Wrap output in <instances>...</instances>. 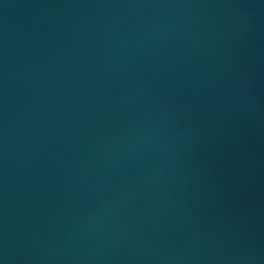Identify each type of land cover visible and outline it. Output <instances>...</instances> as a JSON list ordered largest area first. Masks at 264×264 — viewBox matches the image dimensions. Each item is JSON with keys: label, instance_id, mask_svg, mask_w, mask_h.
Here are the masks:
<instances>
[{"label": "water", "instance_id": "obj_1", "mask_svg": "<svg viewBox=\"0 0 264 264\" xmlns=\"http://www.w3.org/2000/svg\"><path fill=\"white\" fill-rule=\"evenodd\" d=\"M0 264H264V0H0Z\"/></svg>", "mask_w": 264, "mask_h": 264}]
</instances>
